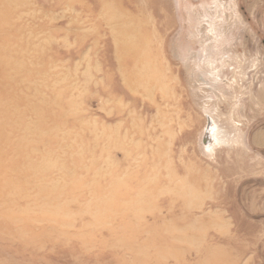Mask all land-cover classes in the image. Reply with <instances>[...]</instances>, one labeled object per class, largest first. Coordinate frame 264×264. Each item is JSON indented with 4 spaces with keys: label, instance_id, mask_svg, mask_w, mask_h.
<instances>
[{
    "label": "rangeland",
    "instance_id": "374dc122",
    "mask_svg": "<svg viewBox=\"0 0 264 264\" xmlns=\"http://www.w3.org/2000/svg\"><path fill=\"white\" fill-rule=\"evenodd\" d=\"M0 264H264V0H0Z\"/></svg>",
    "mask_w": 264,
    "mask_h": 264
},
{
    "label": "water",
    "instance_id": "95a60500",
    "mask_svg": "<svg viewBox=\"0 0 264 264\" xmlns=\"http://www.w3.org/2000/svg\"><path fill=\"white\" fill-rule=\"evenodd\" d=\"M209 139H210V137H209V135H207V137H206V141L209 140Z\"/></svg>",
    "mask_w": 264,
    "mask_h": 264
}]
</instances>
